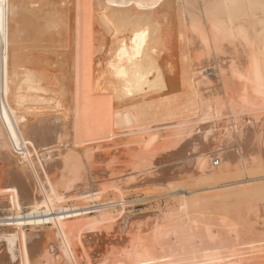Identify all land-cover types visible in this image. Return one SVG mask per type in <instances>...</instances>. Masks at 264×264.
<instances>
[{"label":"bare ground","instance_id":"1","mask_svg":"<svg viewBox=\"0 0 264 264\" xmlns=\"http://www.w3.org/2000/svg\"><path fill=\"white\" fill-rule=\"evenodd\" d=\"M103 137L124 140V153L111 156L113 139L110 154L98 151L110 160L106 175L124 173L123 183L147 175L176 193L192 174L249 186L181 192L145 227L133 225L139 216L110 214L109 204L55 210L71 192L61 170L78 168L75 145ZM82 146L88 171L100 145ZM0 168V208L12 212L0 220V264H93L78 252L82 231L109 223L103 231L128 235L107 241L123 247L96 264H264V0H0ZM91 189L80 196L100 195ZM22 202L33 207L28 215ZM72 218L79 222H65Z\"/></svg>","mask_w":264,"mask_h":264},{"label":"rangeland","instance_id":"2","mask_svg":"<svg viewBox=\"0 0 264 264\" xmlns=\"http://www.w3.org/2000/svg\"><path fill=\"white\" fill-rule=\"evenodd\" d=\"M228 71H226V73H227ZM225 73V79L227 80V82L229 81V84L232 82V79L234 78V77H232V76H230V77H228L230 74L228 73V75ZM208 75L210 76L211 75V77L212 78H214L216 75H214L213 76V74H212V72H208ZM232 77V78H231ZM228 78H231V79H228ZM215 79V78H214ZM214 79H212V83H214V84H210V85H213V87H214V89H218V91H217V93L219 92V88H217V84L215 83L216 81L214 80ZM214 80V81H213ZM234 80H235V78H234ZM233 80V82L231 83V84H233V87L235 86V85H238L237 84V82H236V84H235V81ZM231 81V82H230ZM230 86H232V85H230ZM236 88V90L233 88V89H231V94L233 93V94H235V93H237V91H239V89H237L239 86H235ZM215 90V91H216ZM212 91H213V93H215L214 92V90L212 89ZM235 91V92H234ZM205 93H207V94H209L210 95V93L209 92H205ZM217 93H215L213 96H215V95H217ZM206 94V95H207ZM211 95V97H212V99H215L216 98V100H218L217 99V96L214 98L213 96ZM210 98V97H209ZM218 98H220V96H218ZM211 99V100H212ZM216 100H214V101H216ZM213 130V129H212ZM216 130V128H214V130L213 131H215ZM209 132H212L211 131V129L209 130ZM103 138H105V137H103ZM116 138V139H115ZM85 139V138H84ZM102 138H100L99 140H97V138H96V140H94L93 139V141L92 140H90V139H87L88 141H86V139H85V141H84V144H83V141H82V143L80 142V141H78L79 143H77V145H75V150H76V152L77 151H79V153H77V155H81L80 157L79 156H77L76 155V153L74 152V156L72 155V157H77V158H79V159H77V161L76 160H74V162L75 163H77L78 165H77V167L78 168H73V169H67V167L65 168V170L62 172V170L64 169H62L61 170V173H65V175L67 174V176H65V177H67V178H65L67 181H70L71 183H73L74 184V180H76V179H78V178H76L77 176L81 179V176L82 175H84L85 176V178H86V176H87V172H88V175L90 176V177H93V178H90L89 176H87V178H86V181H85V179H81L80 181L82 182L83 180H84V183L83 184H80V182H79V179H78V182H79V185L82 187L83 185H85V186H83L82 188H80V186L78 185V183H76V184H74V185H76L77 186V188L79 187V189H76L75 190V186L72 184V188H69V190L68 191H70V189H71V192H74V194H72L71 192H69L68 193V196H70L69 198H68V196H64L65 198H66V200L64 199L63 201H61V202H57L55 205H54V209L55 210H58V208H60V209H63L64 211L66 210V212H71V211H74V209H76V210H78V209H80L81 207L82 208H91V207H93V206H99V205H102V204H109L110 205V207L108 208V211H111V212H109L110 214H114V215H118V214H126V215H131V216H139L140 217V219L139 220H136V221H133L134 223H133V225H137L138 227H139V225L141 224V226L143 225V227H145V226H147V225H145V224H148L150 221L152 222V220L154 219V217L159 213V211L161 212V213H166L168 210H170V209H173L174 207H176V205H177V203H175L176 201V198H177V196H181V192H184V191H191V190H195V194H197V196H200V195H206V194H209V192L207 193L206 192V190H205V192H202V191H200V189H204V188H208V187H213V186H215V185H223V184H233V189L235 188H237L236 190L234 189L232 192L233 193H231V194H234V193H237L238 191H239V189H242L243 187H241L242 185H245V186H249L248 185V182H246L247 183V185L246 184H240V183H238V182H242V181H247L248 180V178H241V177H235V178H231L230 179V177H228L229 178V180L228 179H226V180H224V179H222V180H218V181H212V182H201L199 179H196L195 177V179L193 178V175L192 174H187V177H183L182 179H180V182H179V180L178 181H176V185H175V183H173V186H176V193H172L171 192V190H169V189H166V188H164V187H161V186H159V187H157L156 185V188H155V186L154 185H152V184H150L148 181H147V179H149L150 177L149 176H147V175H143V176H145V178H146V180H145V178L144 177H142V176H140V177H137L136 179H140V181L139 180H136V181H139V182H141L142 183V185L140 184V183H138V182H136L135 180H133L134 182H132V181H127V182H130L131 184H129V185H131V186H133L132 184H134V186H136V187H129L128 188V186L129 185H126L127 184V182H122V180L124 179L125 180V178L123 177L124 176V173H123V175H121V173L119 174V176H118V178L116 177L117 175L116 174H114V176L113 175H110L109 176V174L108 175H106V171L107 172H110V166H109V163H110V160H109V158L107 157H103V155H101V154H103L104 153V156H105V154L106 153H108V154H110V152H111V156H114V155H116V154H118L119 152H123L124 153V151L123 150H126V146L124 147L123 146V143H124V140L123 139H120V140H118V137H114V139H113V137H111V138H109L108 139V137H107V139L105 140V139H103V140H101ZM114 140V142H113V140ZM80 140H82V139H80ZM90 140V141H89ZM107 140H108V143H107ZM110 140H111V142H113V143H111V144H115L114 146H116L117 148H115L113 145V147H114V149H115V152L113 151V148H111L112 146H111V144H109V142H110ZM121 140H122V142H121ZM101 141H103V142H101ZM105 141V142H104ZM92 142V143H91ZM99 143V145H100V149H102V148H105V149H102L101 151H100V149H99V147L97 148V149H99V150H97L96 149V146H94V144H96V145H98V143ZM120 142V143H119ZM94 143V144H93ZM108 144V147L106 146V145H104V146H102L103 144ZM116 143H117V145H116ZM118 143H119V145L121 146H123V147H120L119 145H118ZM79 144H80V147H79ZM83 146H82V145ZM86 144V145H85ZM90 144V145H89ZM168 144V143H167ZM68 145H70V143H68L67 144V146ZM93 146V148L95 147V149L97 150V151H95V149H93L92 148V152H94L96 155V160H95V164H93V166H95V167H90L89 169H88V171H85V169L86 168H84L85 166H84V158H83V156L84 155H82L81 154V150H82V148H81V146L83 147V149L86 151V149L89 147V148H91L92 146ZM109 145H110V147H109ZM66 146V145H65ZM84 146H86L85 148H84ZM88 146V147H87ZM101 146H102V148H101ZM119 146V147H118ZM78 147V148H77ZM88 148V149H89ZM106 148H111L109 151L110 152H108L107 151V149ZM119 148V149H118ZM121 148V149H120ZM78 149V150H77ZM123 149V150H122ZM94 150V151H93ZM104 150V151H103ZM105 150H106V152H105ZM101 153V154H99V152ZM103 151V152H102ZM112 152H114V153H112ZM121 152V153H122ZM70 153V155H71V153H73L72 151L71 152H69ZM98 153V154H97ZM97 155H98V157H97ZM34 157V159H36L35 157L36 156H33ZM59 158H62V157H59ZM82 158H83V160H82ZM100 158H104L103 160L105 161H103L102 159L100 160ZM106 158V159H105ZM81 159V160H80ZM107 160V161H106ZM109 160V161H108ZM99 161H100V163H99ZM102 161V162H101ZM81 162H83L82 163V166H81ZM108 165V166H107ZM108 168H107V167ZM2 167V166H1ZM81 167V168H80ZM92 168V171L94 172V174L93 173H91V174H89V170ZM97 168H99V170L97 169ZM1 169V168H0ZM263 169V168H262ZM75 170L77 171V172H75ZM84 170V171H83ZM87 170V169H86ZM95 170H97L96 172H101L100 174H96L95 173ZM102 170V171H101ZM109 170V171H108ZM3 171H6V169L5 170H3ZM56 171L57 170H55V171H52L50 174H48L49 176H51V177H57V176H59V173H60V171H57V173H56ZM91 171V170H90ZM105 171V172H104ZM56 173V174H54V176L52 175V173ZM71 172V173H70ZM81 172H83V173H81ZM104 172V173H103ZM72 174V175H70V174ZM82 174V175H81ZM86 174V175H85ZM127 174V173H126ZM77 175V176H76ZM94 175H98V176H94ZM102 175H104V177L102 176ZM116 175V176H115ZM120 175H121V177H120ZM48 176V177H49ZM84 176H83V178H84ZM50 177V179L51 180H53L54 181V178H51ZM55 177V178H56ZM91 179V181L89 182L88 181V179L89 178ZM96 177H97V179H96ZM101 177V178H100ZM105 177L108 179H105ZM113 177V178H112ZM117 178V179H119V181L118 180H116V182L119 184V186H121V187H119V189H120V191L122 190V192H118L117 190H114L113 188H111L112 187V185L114 184V183H116L115 182V178ZM123 177V178H122ZM158 178H160L159 176H157ZM260 177V174H254L252 177H251V179L250 180H255V179H257V178H259ZM111 178V179H110ZM120 178H121V180H120ZM238 178V179H237ZM241 178V179H240ZM49 179V178H48ZM71 179V180H70ZM93 179H95V181L93 180ZM100 179V180H99ZM110 179V180H109ZM143 179L145 180V181H147V183L145 182V181H143ZM235 179V180H234ZM51 180H49L50 182H53V181H51ZM59 180V184H60V182H61V179L58 177V179H56V181H58ZM113 180V181H112ZM73 181V182H72ZM77 181V180H76ZM88 181V182H87ZM112 181V182H111ZM143 181V182H142ZM256 181H258V180H256ZM256 181H254V182H256ZM107 182H109L108 183V186H107ZM123 183V185L125 186V187H123L122 186V183ZM177 182H179V183H177ZM58 183H54L53 185H57V186H55V187H58V186H60V189L62 188L61 186H63V185H59ZM86 183H88V184H86ZM91 183H92V186H91ZM111 183H113V184H111ZM117 183H116V185L115 186H117ZM144 183H146L147 185L145 186V185H143ZM251 183H253V182H251ZM264 183V182H263ZM263 183H261V184H263ZM103 184V185H102ZM110 184V185H109ZM121 184V185H120ZM140 184V185H139ZM0 196H2V191H1V189H3L4 187V181H0ZM104 185H105V187H104ZM137 185H138V187H137ZM149 185H151L150 187H149ZM251 185V184H250ZM97 186V187H96ZM107 186V187H106ZM126 186H127V188H126ZM63 187H65V186H63ZM85 187V188H84ZM86 187H87V189H86ZM90 187V188H89ZM101 187H104L103 189L101 188ZM109 187V188H108ZM113 187H114V185H113ZM178 187V188H177ZM92 188V189H91ZM124 188V189H123ZM64 190H65V188H63ZM62 189V190H63ZM83 189V190H82ZM85 189V190H84ZM90 189L91 190H93L94 191V193H99L100 195L99 196H97L96 198H94L93 200L92 199H86V200H84L83 199V197L82 196H80V194L82 193V194H84V192L85 193H87L88 191H90ZM97 189V190H96ZM149 189V190H148ZM153 189H155V190H153ZM157 189V190H156ZM63 190V192H65ZM79 190V191H78ZM88 190V191H87ZM102 190V191H101ZM104 190V191H103ZM231 190V189H230ZM254 190H256V189H254ZM75 191H77V192H79V194L78 193H76V195H75ZM80 191H82V192H80ZM237 191V192H236ZM67 192V191H66ZM103 192V193H102ZM117 192V193H116ZM37 193H39L40 194V192H38L37 191ZM71 193V194H70ZM205 193V194H204ZM211 193V192H210ZM239 193V192H238ZM39 194H37V195H39ZM63 195L65 194V193H62ZM70 194V195H69ZM151 194V195H150ZM199 194V195H198ZM229 194H230V192H229ZM72 195V196H71ZM73 196H76V197H73ZM87 196V195H86ZM147 196V197H146ZM78 197V198H77ZM175 198V199H174ZM5 200V199H4ZM175 201V202H174ZM114 204V205H113ZM21 213H22V216H24V215H28L29 213H31V211H33V207L32 206H29V205H27V204H25L24 205V203L22 202L21 203ZM40 207H38V210L39 211H41V212H43V211H45V208H44V206H42V205H39ZM88 206V207H87ZM113 206V207H112ZM174 206V207H173ZM30 207H31V209H30ZM70 210V211H69ZM114 210V211H113ZM159 210V211H158ZM92 211V210H91ZM153 211V212H152ZM157 211H158V213H157ZM147 213V214H146ZM156 214V215H155ZM151 215V216H150ZM95 217V216H97V214L96 213H94V214H90L89 215V217ZM9 217H12V212H9L7 209H4V208H0V220L2 219V220H4V219H8ZM90 217V218H91ZM149 217V218H148ZM145 218H146V220H150V221H146L145 220ZM73 219V218H72ZM67 219L65 222L67 223V221L68 222H70V221H72V222H74V221H78L77 219ZM152 219V220H151ZM81 220V219H80ZM142 220H145V221H143L142 222ZM82 221V220H81ZM139 221H141V222H139ZM71 222V224H73ZM79 222V221H78ZM145 222V223H144ZM76 223V222H75ZM110 224V223H109ZM108 224V225H109ZM112 224V223H111ZM108 225H101V224H99V225H97L96 227H95V229H97V230H95L94 229V227L92 228V230L90 231V228H85L86 229V231L87 230H89V232L87 231V233H86V231H85V229H83V231H84V233H86V234H84L83 233V231H82V234H83V236H85V237H83V246L82 247H86L87 249H83V251H82V247H80L78 250V252H79V254L81 255V254H83V255H81L82 257H84L86 254H88V253H91V254H88V255H86V256H88V258H89V261L91 260V261H93L92 263L93 264H96V262H94V261H97V260H99V259H101V257L103 256V255H105L104 253L107 251V250H109L108 248H110V250H112V252H116L115 250H117V252L120 250L119 248H122L123 246H121V245H119V243L118 244H115V246H109V245H107V241H108V244H109V240L111 241V240H113L114 238H115V236L117 235L118 237H116L117 239H119V238H121V237H123V236H127L128 234V232L127 233H123V234H120V233H118V234H116V235H111V234H113V232H114V234L116 233L113 229L112 230H110V231H108L109 232V234H108V232H106L107 231V229L109 230V227L107 228V226ZM99 226V228H97ZM100 226L102 227V226H104L103 228H102V230L100 231ZM105 226H106V228H105ZM140 226V227H141ZM4 228H5V230H7V228L6 227H1L0 226V234H1V232H5L4 231ZM25 229V231H27L28 233H29V231H30V229H29V227H27V228H24ZM99 229V230H98ZM44 230V232H42V233H48V232H50L51 231V225H44V226H42V229H41V231H43ZM103 230H106V231H103ZM94 231H96V233L94 232ZM103 232H105V233H107V235H109V236H113V238H109V236L107 237V235L105 234V233H103ZM110 232H112V233H110ZM88 234V235H87ZM91 234V235H90ZM93 234H96V236H98L97 234H99L100 236H98V237H100L99 239H98V237H96V236H92ZM103 234H105L106 235V237H105V239H104V241H105V243H104V241H103V238H101L102 237V235ZM92 236V237H91ZM104 236V235H103ZM108 240H107V239ZM84 239H86V241H84ZM95 239H98V240H95ZM102 240V241H101ZM95 241V242H94ZM102 242H103V244H102ZM87 243H89L88 245H85V244H87ZM98 243V244H97ZM91 244V245H90ZM94 244H96L95 245V247H94ZM99 244H100V246H99ZM85 245V246H84ZM104 246V248L103 247H101V246ZM119 245V246H118ZM44 246V245H43ZM80 246V245H79ZM96 246H98V247H96ZM119 247V248H118ZM93 248V249H92ZM97 248V249H96ZM113 248H115V249H113ZM116 248H118V249H116ZM95 249H96V251H95ZM101 249V250H100ZM84 250H85V252H84ZM99 250H100V255L98 254L99 253ZM82 251V252H81ZM90 251V252H89ZM93 251V252H92ZM102 251H105V252H103L102 253ZM239 251H241V249H239ZM242 251H244V249L242 250ZM109 252V251H108ZM84 253H85V255H84ZM102 253V254H101ZM240 253V252H239ZM242 253V252H241ZM240 253V254H241ZM95 254H97L96 256H94ZM90 255V256H89ZM96 257V259H94V258ZM98 257H99V259H98ZM81 258V257H80ZM86 259V262H87V257H85ZM83 260V258H81V262H84V261H82ZM90 261V262H91ZM64 263V262H63ZM62 263V264H63ZM85 263V262H84ZM84 263H82V264H84Z\"/></svg>","mask_w":264,"mask_h":264}]
</instances>
